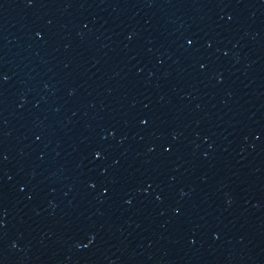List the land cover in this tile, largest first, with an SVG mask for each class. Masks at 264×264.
<instances>
[{"label": "water", "instance_id": "1", "mask_svg": "<svg viewBox=\"0 0 264 264\" xmlns=\"http://www.w3.org/2000/svg\"><path fill=\"white\" fill-rule=\"evenodd\" d=\"M0 264H264V0H0Z\"/></svg>", "mask_w": 264, "mask_h": 264}]
</instances>
